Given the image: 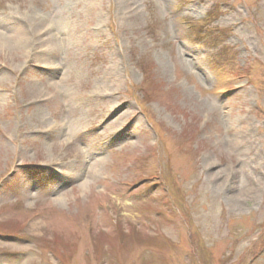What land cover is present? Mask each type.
Here are the masks:
<instances>
[{"label":"rangeland","instance_id":"374dc122","mask_svg":"<svg viewBox=\"0 0 264 264\" xmlns=\"http://www.w3.org/2000/svg\"><path fill=\"white\" fill-rule=\"evenodd\" d=\"M0 264H264V0H0Z\"/></svg>","mask_w":264,"mask_h":264},{"label":"bare ground","instance_id":"6f19581e","mask_svg":"<svg viewBox=\"0 0 264 264\" xmlns=\"http://www.w3.org/2000/svg\"><path fill=\"white\" fill-rule=\"evenodd\" d=\"M14 39H16V43L19 45H21L22 43H23V41H22V38L21 39H19L18 37H16V38H13V41H14ZM19 39V40H18ZM121 107L119 106V105H116V104H110V105H108L107 106V108H106V112L109 114V115H114V114H116L117 112H118V110L120 109ZM120 117V116H119Z\"/></svg>","mask_w":264,"mask_h":264}]
</instances>
